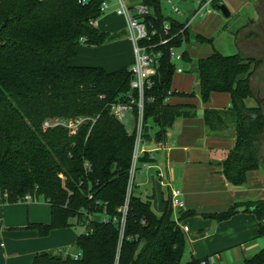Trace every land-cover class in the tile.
Returning <instances> with one entry per match:
<instances>
[{
    "label": "trees",
    "instance_id": "obj_1",
    "mask_svg": "<svg viewBox=\"0 0 264 264\" xmlns=\"http://www.w3.org/2000/svg\"><path fill=\"white\" fill-rule=\"evenodd\" d=\"M105 1L0 0V195L9 203L24 201L28 194L45 198L51 222L28 225L41 236L58 228H86L75 241L78 257L43 251L28 264H182L186 251L170 199L158 215L151 197L142 198L133 189L129 193L136 132L110 110V103L130 90L129 66L107 72L100 66L70 63L79 46H100L117 37L90 23L102 15ZM141 4L151 11L143 21L157 31L146 44L162 53L154 85L146 91L143 136L146 142H163L178 118L198 112L193 104L167 102L174 95L196 94L173 90L176 66L170 50L192 41L212 44L213 38L193 35L186 23L166 16L161 0ZM166 38L169 41L160 44ZM183 58L185 64L193 61L187 50ZM196 65L204 103L213 92L231 95L229 109H206L204 120L210 130L234 125L236 143L222 172L233 185L242 186L249 171L263 166L264 112L245 103L253 95L254 60L242 52L222 53L213 45V52L197 58ZM79 117L89 120L75 133L63 125L45 126L47 121ZM151 160L148 152L140 158L141 163ZM126 202L123 221L120 209ZM240 207L257 215L259 236L264 237V200L206 216L223 221ZM104 217H116L117 222ZM203 259L192 256L185 264H202ZM245 264H264V248Z\"/></svg>",
    "mask_w": 264,
    "mask_h": 264
},
{
    "label": "crops",
    "instance_id": "obj_2",
    "mask_svg": "<svg viewBox=\"0 0 264 264\" xmlns=\"http://www.w3.org/2000/svg\"><path fill=\"white\" fill-rule=\"evenodd\" d=\"M170 2L174 5L173 0H169ZM197 9L188 11L185 20L173 16L175 14L168 17L186 23ZM256 10L258 13V5ZM210 11L208 9L207 12ZM253 21L255 19H251L243 27ZM126 22L121 26L112 23L109 27L100 29L97 21L96 27L99 30L117 37L100 46H79L77 55L70 63L75 66H100L107 72L130 66L135 54ZM200 34L204 35L203 32ZM239 43V52L246 55L242 43ZM186 45L183 48L193 60L207 57L213 52L210 43L193 42L191 48ZM185 65L186 71L176 73L177 75L188 72L190 64ZM195 70L198 74L197 65ZM197 82L198 77L192 83L186 82L184 91L178 90L173 83L172 88L179 92H192L197 87ZM167 102L173 105L193 104L198 108L197 115L178 118L168 129L165 141L145 142V151L150 153L152 160L148 162V167L141 163L134 176L133 191L142 198L151 197L155 206L163 203L165 210L171 190H181L186 206L180 212L174 211V218L182 228H189L184 231L187 260L192 256L200 259L214 256L213 264H245L246 258L264 248V237L259 236L257 215L240 207L238 213L223 221L206 216L225 212L238 203L264 200V165L249 171L244 185H233L223 174L222 163L235 146L236 129L233 124H229L223 129L210 130L204 120L206 109H229L231 95L213 92L207 103L202 101L199 93L193 97L174 95ZM245 103L249 107L257 106L254 98H248ZM156 130L154 127L151 134ZM51 216V205L43 197L9 203L0 195V264H28L39 252L62 250L75 243L78 234L71 226L54 229L47 236H41L37 230L28 227L30 223L49 224ZM262 223L264 224V214Z\"/></svg>",
    "mask_w": 264,
    "mask_h": 264
},
{
    "label": "built area",
    "instance_id": "obj_3",
    "mask_svg": "<svg viewBox=\"0 0 264 264\" xmlns=\"http://www.w3.org/2000/svg\"><path fill=\"white\" fill-rule=\"evenodd\" d=\"M213 0H209L206 4L210 5ZM199 8L196 10L193 15V19H196L198 16L203 15L204 4L202 1H199ZM117 9L116 13L122 15L127 20V32L128 36L133 43V49L135 58L133 63L129 66V70L132 72L133 77L130 82V90L125 92L117 100L110 103L111 113L119 119L122 123L131 117L134 120V128L130 131L136 132L135 147L132 158V167H131V181L129 185V193L133 189V180L137 170L140 168L141 162L140 158L143 156L145 151V140H144V108L146 101V91L154 85V78L158 73L159 58L162 53L155 51L154 45L146 44V40H150L153 35L157 33L156 30L150 31L146 23L143 21V17L147 14H150L151 11L149 7L144 4H140L134 8L135 11H132V8L128 6L125 0H117ZM109 8V5L106 1L102 4L101 11L102 14ZM175 12L180 13V10L177 7L173 9ZM91 25L96 26L97 20L90 21ZM190 21L186 22V26H189ZM170 29V23L166 22L164 24V31L168 33ZM169 41L168 38L162 39L160 44H165ZM184 48L173 47L170 50V57L172 62L176 66V73H183L186 71V65L183 58ZM152 97H149L151 99ZM89 119L86 117L71 118L68 120L65 119H56L54 121H47L45 126H54V125H63L68 127L71 132L75 133L78 128ZM125 124V123H124ZM144 167H148L149 163L144 162ZM182 192L178 188H173L170 194V202L174 211H182L185 209V201L182 197ZM33 195L28 194L25 197V200L33 199ZM128 210V203L120 209L123 216V221L125 220ZM106 222L110 220L117 222V218L113 217H104ZM77 230L81 232L85 231V226L78 225ZM183 231H188V227L185 226L182 228ZM59 253L69 254L68 250H58ZM80 254L76 253L74 256L78 257ZM215 261L214 256L207 257L202 260V264H213Z\"/></svg>",
    "mask_w": 264,
    "mask_h": 264
},
{
    "label": "rangeland",
    "instance_id": "obj_4",
    "mask_svg": "<svg viewBox=\"0 0 264 264\" xmlns=\"http://www.w3.org/2000/svg\"><path fill=\"white\" fill-rule=\"evenodd\" d=\"M129 7L132 8V11H135L134 8L137 7L142 3V0H125ZM199 1H202L204 4H206L209 0H173L174 5L169 0H161L164 13L168 15L176 16L177 18L181 20H185V17L188 13V11L192 9L199 8ZM224 4L227 5V7L231 10L232 15L230 17H226L222 14V12L216 7L217 3L219 2H211L210 5H205L203 10V15L198 16L194 22H192L193 16L190 17V24H191V32L193 35L197 33H204V35H208L211 38H213L212 47H214L225 54H236L240 53V43H246V37H249L251 34H246L243 32V29L247 23L251 19H257V5H260V2L258 0H220ZM247 1V2H246ZM106 3L109 5V8L97 19L98 27L100 29L107 28L110 26V24H114L115 26H121L122 24H125L126 19L123 16H119V14H116L117 9V0H106ZM172 6L177 7L180 10L179 14H176L172 10ZM208 9H211L210 12H207ZM178 13V12H177ZM181 14V15H180ZM122 16V15H120ZM127 23V22H126ZM187 44V48L192 47V43ZM242 43V44H243ZM81 46H87V45H81ZM189 50V49H188ZM195 58L190 64L189 70L184 75H177L174 74L173 76V86L177 87L178 90L184 91L185 87L187 86L185 83L194 82L196 78L198 77V74L196 73L195 66ZM197 89L195 88V93H199V83L197 82ZM126 127L129 130H132L134 128V120L129 117L126 122H124ZM164 204L160 203L156 204L153 200V209L154 211L160 215L162 214V209L164 211ZM174 210V209H173ZM74 228L79 234L81 231L77 230L76 227L71 226ZM66 250H68L72 255H75L78 253V247L75 243H73L71 246L67 247ZM58 251V250H57ZM187 261V251L184 254L182 264H185Z\"/></svg>",
    "mask_w": 264,
    "mask_h": 264
},
{
    "label": "flooded vegetation",
    "instance_id": "obj_5",
    "mask_svg": "<svg viewBox=\"0 0 264 264\" xmlns=\"http://www.w3.org/2000/svg\"><path fill=\"white\" fill-rule=\"evenodd\" d=\"M258 16L253 23L244 27L245 35L251 34L246 37V43L242 46L246 51V56L254 60V72L251 78V85L253 95L257 106L261 107L264 112V0H259ZM264 165V154H263Z\"/></svg>",
    "mask_w": 264,
    "mask_h": 264
},
{
    "label": "water",
    "instance_id": "obj_6",
    "mask_svg": "<svg viewBox=\"0 0 264 264\" xmlns=\"http://www.w3.org/2000/svg\"><path fill=\"white\" fill-rule=\"evenodd\" d=\"M216 7L222 12L224 16L230 17L232 15L231 10L223 2L217 3Z\"/></svg>",
    "mask_w": 264,
    "mask_h": 264
}]
</instances>
